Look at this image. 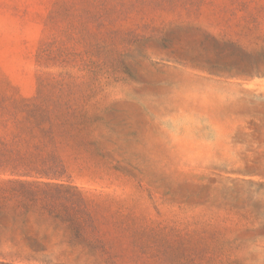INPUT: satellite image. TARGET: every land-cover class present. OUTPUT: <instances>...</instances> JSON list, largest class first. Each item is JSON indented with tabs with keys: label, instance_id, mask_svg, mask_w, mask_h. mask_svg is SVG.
<instances>
[{
	"label": "rangeland",
	"instance_id": "obj_1",
	"mask_svg": "<svg viewBox=\"0 0 264 264\" xmlns=\"http://www.w3.org/2000/svg\"><path fill=\"white\" fill-rule=\"evenodd\" d=\"M36 106L107 211L264 264V0H0V119Z\"/></svg>",
	"mask_w": 264,
	"mask_h": 264
},
{
	"label": "trees",
	"instance_id": "obj_2",
	"mask_svg": "<svg viewBox=\"0 0 264 264\" xmlns=\"http://www.w3.org/2000/svg\"><path fill=\"white\" fill-rule=\"evenodd\" d=\"M25 111L0 119V264L240 263L223 246L107 211L69 173L49 107Z\"/></svg>",
	"mask_w": 264,
	"mask_h": 264
}]
</instances>
